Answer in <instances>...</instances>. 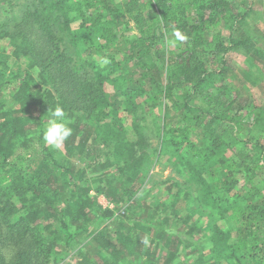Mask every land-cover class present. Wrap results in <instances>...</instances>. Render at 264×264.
<instances>
[{"label": "trees", "instance_id": "obj_1", "mask_svg": "<svg viewBox=\"0 0 264 264\" xmlns=\"http://www.w3.org/2000/svg\"><path fill=\"white\" fill-rule=\"evenodd\" d=\"M4 6L0 264H264V102L227 81L229 53L264 60L254 0ZM57 106L72 135L54 148ZM164 161L181 179L148 197ZM205 244L208 260L186 258Z\"/></svg>", "mask_w": 264, "mask_h": 264}, {"label": "rangeland", "instance_id": "obj_2", "mask_svg": "<svg viewBox=\"0 0 264 264\" xmlns=\"http://www.w3.org/2000/svg\"><path fill=\"white\" fill-rule=\"evenodd\" d=\"M19 2V1H17ZM22 3V1H21ZM20 3V4H21ZM255 8L257 9L258 17L255 18L252 21V32L254 34V41L256 44L261 47L264 50V0H254ZM8 10L7 6H4L0 8V13H5V11ZM13 18L15 13L10 14ZM17 17L14 19L16 20ZM12 26H14L15 21L10 20ZM227 34L228 32L225 31ZM56 34L58 37H64L66 34H64L63 31H60L57 29ZM39 34L34 35L33 37L37 38ZM40 37V36H39ZM40 39L41 37L37 38ZM12 44V37L10 35H4L0 37V50H7V48ZM70 47V45H69ZM11 48V47H10ZM9 48V51H10ZM11 52V51H10ZM9 53V52H8ZM253 58V57H252ZM227 60L229 65L231 66V70L229 71L227 81L232 84L235 89L242 95L243 99H247L248 97H253L255 102L257 104H260L264 102V60L255 59L253 58V62H255V65L249 66V64L246 61V57L243 56L242 54L236 53V52H231L227 55ZM258 64V65H257ZM258 67L260 68L261 72L259 71ZM250 68V71L252 72V77L248 76V72ZM82 78L85 77L86 75L84 73H80ZM260 75V78H258ZM256 78H258L256 80ZM252 79H254L252 81ZM10 104V103H8ZM47 123L45 124L44 128H46ZM155 143V141L153 142ZM176 168L173 167L172 164L168 163V161L160 162V163H155L153 167L151 168V174L154 175V178H152L151 182L149 184H155L154 191L150 189L149 192L151 194H148V197H152L155 194H159L160 191H164V196L163 199L170 198L173 194L175 189L173 190H167L166 185L169 187L172 181H175L176 179H181V176L178 175V172H176ZM143 179V183H144ZM150 188V186H148ZM99 202L102 203L103 205L106 204V199L103 195L99 196ZM174 229H177L178 226L173 227ZM183 233V230H180V234ZM202 232H195V239H199L200 242H205V238L202 237ZM153 235H150V238H152ZM149 238V237H148ZM194 239V240H195ZM194 248H198L197 241H193ZM208 245L205 244L203 246L204 250H197V252L194 251V248H188L186 250V258H190L191 260H194L201 256V258H204L208 260L209 256H206V251L208 249ZM73 253V251L71 252ZM72 258L73 256H70Z\"/></svg>", "mask_w": 264, "mask_h": 264}, {"label": "clouds", "instance_id": "obj_3", "mask_svg": "<svg viewBox=\"0 0 264 264\" xmlns=\"http://www.w3.org/2000/svg\"><path fill=\"white\" fill-rule=\"evenodd\" d=\"M186 39V35L179 29H173L172 39L169 40V43H183ZM70 123L64 109L60 106L55 107L49 113L47 126L43 133L44 142L54 148H59L72 135Z\"/></svg>", "mask_w": 264, "mask_h": 264}, {"label": "built area", "instance_id": "obj_4", "mask_svg": "<svg viewBox=\"0 0 264 264\" xmlns=\"http://www.w3.org/2000/svg\"><path fill=\"white\" fill-rule=\"evenodd\" d=\"M106 199V198H105ZM108 204H109V201L106 199V204H104L105 206H108ZM110 206L112 207L113 206V204H110Z\"/></svg>", "mask_w": 264, "mask_h": 264}]
</instances>
